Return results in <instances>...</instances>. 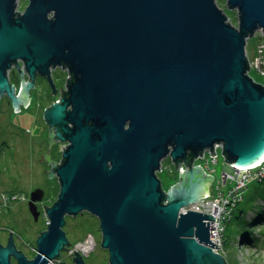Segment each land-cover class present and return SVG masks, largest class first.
Listing matches in <instances>:
<instances>
[{"label":"water","instance_id":"obj_1","mask_svg":"<svg viewBox=\"0 0 264 264\" xmlns=\"http://www.w3.org/2000/svg\"><path fill=\"white\" fill-rule=\"evenodd\" d=\"M226 6L236 26L215 0H29L18 15L15 0H0V96L14 112L29 100L24 70L51 86V67L72 76L66 96L43 111L66 143L58 165L44 157L59 183L46 229L30 259L10 236L0 264H49L69 244L65 216L84 211L98 218L108 264H226L209 237L215 217L180 211L215 192L213 176L193 163L204 149L213 155L220 143L240 166L263 160L264 86L247 73L246 43L264 35V0ZM19 60L16 94L7 71ZM167 156L185 169L164 191L156 172ZM42 194L30 193L35 220Z\"/></svg>","mask_w":264,"mask_h":264},{"label":"rangeland","instance_id":"obj_2","mask_svg":"<svg viewBox=\"0 0 264 264\" xmlns=\"http://www.w3.org/2000/svg\"><path fill=\"white\" fill-rule=\"evenodd\" d=\"M215 2L228 17V21L236 26V10L229 9L226 0H215ZM262 44H264V35L258 29L246 43V54L249 59L256 56L257 47ZM262 50V58L257 65L259 67L261 65L264 69L263 47ZM257 65L254 64L255 68H258ZM13 70L10 68L7 75L11 82L17 84L18 77H14ZM250 74L257 82H264V76L256 70H251ZM65 76L66 71L59 66L51 71V78L57 86L63 84ZM27 96L29 100L26 107L20 104L16 112L12 103L5 96H0V228L11 227L17 235L16 242L26 249L25 253L28 257H33L37 234L46 229L47 217L44 207L49 206L57 197L58 179L55 175L49 177L48 173L51 168L53 169L52 162L57 164L60 162L61 153L58 146L54 147L51 156L48 154L52 162L44 159L41 163L42 152L44 149L47 152L49 148L48 144V148L45 146L47 124L43 118V111L52 103L53 98L46 96V88L41 85L32 89ZM217 154L218 161L215 164L210 163L211 168H214L211 184L215 192L209 195L218 192L215 188L224 167L222 151L218 149ZM198 162L204 165V160ZM156 174L164 191L179 180V172L170 157L161 161V169ZM37 185L44 188L45 194L43 200L38 203L39 214L35 220L28 211L27 200L34 190L31 191V188ZM223 189L226 190L225 186ZM242 193L243 197L238 204L243 210L241 218H234L233 215L225 222V229L221 235L222 242L217 244L219 247L216 251L225 257L226 264H264V222L249 225L251 216L264 205V180L250 181ZM63 230L72 246L84 240L87 234L93 235L96 244L86 261L89 264H108V250L101 246V233L96 216L86 211L74 216H66ZM244 230L251 233L250 243L241 239L240 234ZM2 238L0 231V239L3 240Z\"/></svg>","mask_w":264,"mask_h":264},{"label":"built area","instance_id":"obj_3","mask_svg":"<svg viewBox=\"0 0 264 264\" xmlns=\"http://www.w3.org/2000/svg\"><path fill=\"white\" fill-rule=\"evenodd\" d=\"M262 47L264 48V44L258 45V53L253 59H249L248 56V71L247 73L252 79L256 81V79L250 74L251 70H256L261 76H264V69H262L261 65H257L262 58ZM247 55V54H246ZM255 65H257L255 68ZM258 83L264 86V82L259 81ZM222 145L220 143L214 144L213 150L215 154H210V149H204L202 151L201 158H199L200 154L194 158L193 163L200 165L204 171L210 175L214 171V168H211V164H215L218 161V149L221 150ZM199 160H204V165ZM224 167L221 170V173L218 177V183L216 184V190L218 192L212 195H206L199 198L197 201L191 202L188 205L180 208L181 212H186L187 210H194L198 212H203L207 214H211L215 217V220H209V237L210 240H214V244H221V235L225 229V222L229 221L233 212L236 209V206L240 203L243 197V190L247 186L250 181L256 180L257 178H261L264 176V159L256 164H251L247 166L236 165L234 162H226L224 157ZM178 170H184L185 165L183 162L177 164ZM161 169V168H160ZM228 184V185H227ZM225 186V191L223 187ZM227 192V193H226ZM5 199V197H3ZM1 206V205H0ZM96 244V241L91 234H87L84 237V240L81 242L71 246L67 252L73 253L74 250L83 254L92 251ZM217 247H213L216 251ZM75 253V252H74ZM51 264V262L49 263Z\"/></svg>","mask_w":264,"mask_h":264},{"label":"flooded vegetation","instance_id":"obj_4","mask_svg":"<svg viewBox=\"0 0 264 264\" xmlns=\"http://www.w3.org/2000/svg\"><path fill=\"white\" fill-rule=\"evenodd\" d=\"M29 4V0H15V13L18 15V14H21L25 7ZM52 14L49 13L48 14V17H50ZM19 65V67H18ZM57 67V66H55ZM55 67H51L50 68V78H51V71L55 68ZM60 68H62L63 70L66 71V76H65V80L63 82V84H61L60 86H57L55 85V83L53 82L52 78H51V82H52V85L50 84V80L48 79L47 76H43V75H40L39 73H36L34 78H30L29 75L27 74L26 70L23 71V79L24 81L27 83V82H32V85L30 86V88L28 89V94L30 93V91L34 88H36L37 86L41 85V87L43 88H46V96L49 97V98H53L52 102H58L60 101L64 96H66V91H67V85L68 83L71 81L72 79V76L69 74V71H68V68L65 66V65H60L59 66ZM13 70V73H15L14 77H18V83L15 84L14 82H11L9 80L10 83H12L15 87V93L16 94H19L20 93V90H21V81H22V77L20 76L19 74V71H20V68H22V63L21 61L19 60L17 62V64L11 66ZM5 96L7 99L8 97L6 95H3ZM45 96V97H46ZM9 100V99H8ZM10 102V100H9ZM47 124V123H46ZM46 137H45V141H46V147H47V144L49 146L48 148V153H46V150L44 149V151L42 152V155H41V158H40V161L41 163L44 162V157L47 156L48 154L51 156L52 152H53V149L54 147H57L59 148L60 150V146L61 145H65L66 143L63 142V141H60L59 139H57L54 134H55V127L54 126H49L48 124L46 125ZM43 153H45V155L43 156ZM60 153L62 155V150H60ZM169 157V156H167ZM61 160V159H60ZM57 162V161H56ZM60 163V162H59ZM58 163V164H59ZM56 163V165H58ZM38 187L42 188V191H43V194H42V198L40 200H37L35 203H36V207L38 208V203L41 202L43 200V197H44V188L42 186H34L31 188V191L34 189H37ZM58 191H59V187H58V190H57V195H58ZM57 198V197H56ZM28 201H29V197H28V200H27V207H28ZM54 201H52L53 203ZM51 203V204H52ZM49 204V206L51 205ZM48 206H45L44 207V210L47 208ZM28 211H29V208H28ZM30 213V211H29ZM31 215V213H30ZM0 231H1V235H2V239H0V245H6L7 241H8V238L10 236H12V240L14 242V245H15V249L16 250H19L21 251L26 257L27 259H30L32 257H28V255H26V249H24L23 246H21L20 244H18L16 241H17V235L15 234V232L13 231V229H11V227H8V226H1L0 228ZM43 231V230H42ZM40 234V232L37 234V236ZM37 238V237H36ZM72 245L71 244H68V245H65V247L59 251V255L57 256V258L53 261H51V264H61V263H64V264H74V257H75V253H68L67 250L71 247ZM33 249H35V246L33 247ZM91 252V251H90ZM90 252H87V253H83L82 256H83V261H84V264H89L87 261H86V258L89 257L90 255ZM35 255V254H34ZM10 264H16V259L11 256L10 258Z\"/></svg>","mask_w":264,"mask_h":264},{"label":"trees","instance_id":"obj_5","mask_svg":"<svg viewBox=\"0 0 264 264\" xmlns=\"http://www.w3.org/2000/svg\"><path fill=\"white\" fill-rule=\"evenodd\" d=\"M262 180H264V176L259 178V179L257 178L254 181H262ZM262 206L263 207L261 210L257 211L256 213H254L251 216V218L249 220V225H254V224L259 223V222H264V205H262ZM242 213H243V210L239 208V205H237L235 211L233 212L234 218H237V219L241 218ZM240 236L244 242L250 243L252 236H251V233L249 231L244 230L243 232H241ZM223 243H225L224 237H223Z\"/></svg>","mask_w":264,"mask_h":264},{"label":"bare ground","instance_id":"obj_6","mask_svg":"<svg viewBox=\"0 0 264 264\" xmlns=\"http://www.w3.org/2000/svg\"><path fill=\"white\" fill-rule=\"evenodd\" d=\"M263 155H264V153L260 156V158L262 157L261 159H264V158H263V157H264ZM260 161H261V160H260ZM255 164H256V163H255Z\"/></svg>","mask_w":264,"mask_h":264}]
</instances>
